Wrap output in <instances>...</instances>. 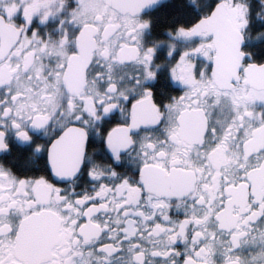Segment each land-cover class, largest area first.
Returning a JSON list of instances; mask_svg holds the SVG:
<instances>
[{
    "label": "snow or ice",
    "instance_id": "obj_1",
    "mask_svg": "<svg viewBox=\"0 0 264 264\" xmlns=\"http://www.w3.org/2000/svg\"><path fill=\"white\" fill-rule=\"evenodd\" d=\"M0 264H264V0H0Z\"/></svg>",
    "mask_w": 264,
    "mask_h": 264
}]
</instances>
